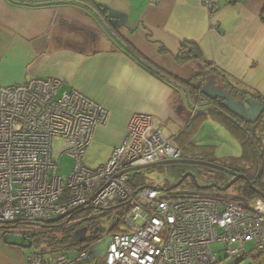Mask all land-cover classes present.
Wrapping results in <instances>:
<instances>
[{"label": "built area", "instance_id": "built-area-1", "mask_svg": "<svg viewBox=\"0 0 264 264\" xmlns=\"http://www.w3.org/2000/svg\"><path fill=\"white\" fill-rule=\"evenodd\" d=\"M201 4L212 10L216 0ZM61 86L57 78H33L0 87V229L88 207L112 215L125 212L121 230L106 234L105 264H237L246 256L254 260L264 255L263 198L237 201L230 191L189 183L167 190L131 185L137 168L182 158L175 138L165 136L150 115L132 114L107 163L94 170L85 167L83 157L94 131L106 124L109 113L78 91H61ZM202 101L195 100L193 112ZM64 156L74 164L67 177H60L57 169ZM14 235L28 237L26 232ZM247 244H252L248 252ZM234 245L240 248L232 249ZM93 256L91 246L50 264H84ZM26 264L46 263L34 251Z\"/></svg>", "mask_w": 264, "mask_h": 264}, {"label": "crops", "instance_id": "crops-1", "mask_svg": "<svg viewBox=\"0 0 264 264\" xmlns=\"http://www.w3.org/2000/svg\"><path fill=\"white\" fill-rule=\"evenodd\" d=\"M263 10L264 0H216L212 10L201 0H0V87L57 78L61 91H78L106 108L108 120L91 142L109 148L99 168L122 143L132 114L152 116L165 136L175 138L195 102L189 89L152 76L125 46L181 81L209 76L204 62L264 104ZM186 43L197 47L200 61L176 62ZM209 121L223 129L211 119L203 124ZM7 245L0 264H26L37 252Z\"/></svg>", "mask_w": 264, "mask_h": 264}, {"label": "trees", "instance_id": "trees-1", "mask_svg": "<svg viewBox=\"0 0 264 264\" xmlns=\"http://www.w3.org/2000/svg\"><path fill=\"white\" fill-rule=\"evenodd\" d=\"M261 19L264 22V10L261 13ZM126 52L135 59L143 68H145L152 76L163 81L165 83L174 82L178 85H182L191 91L194 95V99L197 100L199 97V89L194 84L199 82L200 76H196L195 79L190 81H181L172 75L160 70L155 65L150 64L144 57H142L135 49L130 46H125ZM176 62L179 64H186L188 62L200 61L201 57L199 55L198 49L195 45L192 44H182L180 47V51L178 56L175 58ZM203 66L207 69V75L216 78H219L221 81V85L224 90L229 93L235 100L244 101L247 98H251L253 101H257L261 103V98L249 92L246 88L238 87L235 84L225 79V76L215 70H210L208 64L203 62ZM202 77V76H201ZM194 81V82H193ZM194 83V84H193ZM237 98V99H236ZM201 107L196 111V115L192 116L189 121V125L185 128L184 131L180 133V136L175 137L176 142L180 146L179 149L182 152L188 146L195 147L194 139L199 130L196 128L195 123L201 125L206 120L211 119L217 122L225 131H227L231 137L238 143L241 150V156L232 158L233 163L237 164V167H226L225 169H229L231 173V177L236 174L245 175L250 183L252 184V188H250L245 182H241V186L237 187L235 190H240L241 194L234 195V199L237 201H248L259 198V195L256 194L254 189L259 190L264 193V112L263 114L253 123V124H244L243 122H238L231 116L228 112H226L221 107L220 100H208L206 98L203 99L200 104ZM204 106H208L205 109H201ZM217 106V107H215ZM203 110V111H202ZM206 111V112H205ZM198 126V125H197ZM178 147V146H177ZM197 147V146H196ZM210 148V146H207ZM200 148V147H199ZM183 158V157H182ZM192 160V159H190ZM243 162H248L249 165H244ZM183 183V182H182ZM189 184H193L189 183ZM131 185L138 189L139 187H143L141 185L134 186L132 181ZM167 190V189H166ZM89 208H85L79 212L72 214L70 221H66L67 219L60 220L54 224H50L47 227H41L44 229L43 232L48 233L47 240L44 241V247L38 243H34L37 248H40L39 253L43 256L44 262L46 264H50L60 255L74 256L77 253L83 252L93 246L98 240H100V235L96 233L93 234V231H90V226H84V223H80L75 225L74 222L80 219H84L89 217L87 214V210ZM94 209V208H92ZM116 215L118 217V222L116 224H110L107 233H112L114 231L121 230L123 217L125 216V212H117ZM112 216L111 213L107 214V217ZM121 224V226H120ZM12 225L15 228L18 225H33V224H24L21 221H16ZM34 226V225H33ZM84 226L87 228L88 233H86V240L83 243H77L74 240V233L76 230L80 229L79 227ZM34 234H28V237L25 238L24 241L31 242L33 246L32 236ZM25 244V243H24ZM46 256H50L45 259ZM93 258L84 264H105V257L100 253H94ZM263 257V256H262Z\"/></svg>", "mask_w": 264, "mask_h": 264}, {"label": "rangeland", "instance_id": "rangeland-1", "mask_svg": "<svg viewBox=\"0 0 264 264\" xmlns=\"http://www.w3.org/2000/svg\"><path fill=\"white\" fill-rule=\"evenodd\" d=\"M202 103V102H201ZM195 102H193L190 115L195 116L196 112H193ZM201 107L200 104L198 108ZM198 108L196 110H198ZM190 118V117H189ZM189 118L187 122L189 121ZM187 122L184 123L181 128V132L185 130L187 127ZM198 125V126H197ZM196 128L200 127V134L194 139L195 147L188 146L182 152V159H192L197 161H202L206 163H211L219 166H226L229 168L237 167L238 165L233 163L232 158H236L241 156V150L238 143L230 136V134L221 129L218 125H214L210 123V121L205 124H197L195 123ZM210 137V138H208ZM173 138V137H171ZM201 138L204 139L201 140ZM199 139V141H198ZM93 140V139H92ZM201 140V141H200ZM92 142V141H91ZM90 147L87 150L85 157V165L90 169H96L99 165L104 163V160L107 157L108 147L106 145H100L97 143H90ZM207 146H210L207 147ZM200 147V148H199ZM244 165L248 166V162H243ZM74 160L68 156H64L60 160V164L57 169V175L60 177H67L73 168ZM185 173H190L196 179V182L199 186H207L209 185L208 179L211 177H221L224 180L229 179L231 177V173L229 169H225L223 171H218L210 168H206L198 165H181V164H172V165H159L153 167H147L144 169L138 170L132 176V183L134 186L144 185V186H159L162 189H171L183 176ZM183 183H192L191 178H187L183 181ZM241 182H238L235 187L231 188L229 191L233 195L241 194L240 190H235L237 187L241 186ZM87 214L89 216V220L84 222V226H90V231H93V234L100 235V240H98L93 246L92 251L95 253H100L104 255L106 246L108 244L109 239L105 238L107 235V229L110 224H116L118 221V217L116 215H112L110 217L105 216L106 212H102L100 210H95L89 208L87 210ZM121 226V224H120ZM5 231H8V234H4ZM44 229L39 226L33 225H18L13 230H5L0 229V258L3 257L4 251L7 244H23V238L14 235L17 232H26L28 234H34L32 236L33 247L36 245L34 243H38L41 248L44 247V244L49 235L46 232H43ZM6 238L7 242H3V238ZM232 249L240 248L239 245L231 246ZM40 248H37L36 251L39 252ZM216 251H220V246L212 247ZM244 249L248 252L252 249V244H247ZM35 250L32 248L30 250H26V252H30ZM41 250V249H40ZM34 252V251H33ZM243 260H238L237 264H262L264 263V255L263 257H259L257 259L252 260L250 256H246L242 258Z\"/></svg>", "mask_w": 264, "mask_h": 264}, {"label": "water", "instance_id": "water-1", "mask_svg": "<svg viewBox=\"0 0 264 264\" xmlns=\"http://www.w3.org/2000/svg\"><path fill=\"white\" fill-rule=\"evenodd\" d=\"M199 89L200 95L205 97L208 100H220L221 101V107L228 112L231 116L235 117L236 119L240 120L244 124H253L264 112V104L253 101L251 98H247L245 101H239L235 100L232 96L229 95L228 92L225 90L219 88L216 86L215 82L213 79H207L204 81V83L197 85ZM172 164H181V165H198V166H203L206 168L218 170V171H223L225 170L224 167L211 164V163H206L202 161H197V160H190V159H177V160H170V161H165L162 162L158 165H151V166H142L137 169H144L147 167H153V166H159V165H172ZM191 178L193 184L200 188V189H215L220 192H226L228 191L236 182L238 181H243L245 182L250 188H252V184L248 180V178L245 175L241 174H236L233 176V178L223 187L216 186L213 184L207 185V186H199L196 182V179L193 177L192 174L190 173H185L183 176L180 178V180L172 187V188H177L185 179ZM256 194L259 195V197L264 199V193L260 192L259 190L254 189ZM77 209L70 210L66 212L63 215L57 216L55 218L46 220L41 223H35L33 224L34 226H41V227H47L50 224H54L60 220H64L65 218L67 219L66 221H70L72 214L76 211ZM9 224V222L5 223ZM27 224V223H25ZM4 226V225H3ZM86 233H87V228L83 227L74 233V240L77 243H83L86 240ZM3 242H7L6 238H3ZM13 245H18V244H13ZM22 246L26 249H30L32 247L31 242H27V244H22L19 245Z\"/></svg>", "mask_w": 264, "mask_h": 264}, {"label": "flooded vegetation", "instance_id": "flooded-vegetation-1", "mask_svg": "<svg viewBox=\"0 0 264 264\" xmlns=\"http://www.w3.org/2000/svg\"><path fill=\"white\" fill-rule=\"evenodd\" d=\"M196 78V76L194 77V79ZM207 79H212V77L211 76H206L205 78H204V80H200L199 82H196L194 85L195 86H197V85H199V84H202V83H204V81H206ZM217 86V85H216ZM219 88H221V89H223L224 90V88H223V86L222 85H219L218 86ZM227 92V91H226ZM198 97H201L202 99H204L205 97H203L202 95H200L199 94V96ZM237 99V98H236ZM239 100V99H238ZM245 101V100H244ZM215 107H217V106H215ZM193 113H191V115H192ZM191 115H190V117H191ZM233 118H235V117H233ZM191 120V119H190ZM189 120V121H190ZM235 120L236 121H240V120H238V119H236L235 118ZM241 122V121H240ZM233 177H230L229 179H226V180H224L223 178H221V177H218V176H215V177H211V178H209L208 180V183H209V185L210 184H213V185H216V186H220V187H223V186H225L231 179H232ZM186 180V179H185ZM238 182H236L233 186L235 187V185L237 184ZM233 186L231 187V188H233ZM230 188V189H231ZM229 189V190H230ZM228 190V191H229ZM84 226H81V227H79V228H83Z\"/></svg>", "mask_w": 264, "mask_h": 264}, {"label": "clouds", "instance_id": "clouds-1", "mask_svg": "<svg viewBox=\"0 0 264 264\" xmlns=\"http://www.w3.org/2000/svg\"><path fill=\"white\" fill-rule=\"evenodd\" d=\"M182 159V158H181Z\"/></svg>", "mask_w": 264, "mask_h": 264}]
</instances>
